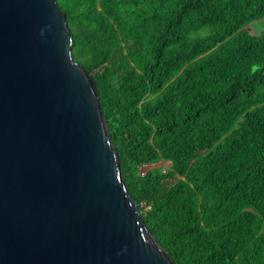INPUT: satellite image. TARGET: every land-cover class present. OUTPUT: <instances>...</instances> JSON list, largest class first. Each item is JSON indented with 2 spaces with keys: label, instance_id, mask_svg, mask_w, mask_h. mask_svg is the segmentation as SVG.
Here are the masks:
<instances>
[{
  "label": "trees",
  "instance_id": "obj_1",
  "mask_svg": "<svg viewBox=\"0 0 264 264\" xmlns=\"http://www.w3.org/2000/svg\"><path fill=\"white\" fill-rule=\"evenodd\" d=\"M56 4L173 264H264V0Z\"/></svg>",
  "mask_w": 264,
  "mask_h": 264
},
{
  "label": "water",
  "instance_id": "obj_2",
  "mask_svg": "<svg viewBox=\"0 0 264 264\" xmlns=\"http://www.w3.org/2000/svg\"><path fill=\"white\" fill-rule=\"evenodd\" d=\"M71 45L56 0H0V264H173Z\"/></svg>",
  "mask_w": 264,
  "mask_h": 264
},
{
  "label": "rangeland",
  "instance_id": "obj_3",
  "mask_svg": "<svg viewBox=\"0 0 264 264\" xmlns=\"http://www.w3.org/2000/svg\"><path fill=\"white\" fill-rule=\"evenodd\" d=\"M264 23V19H261V20H258V21H255L253 23L250 24V27L252 29L253 32H259L260 31V28L262 27V24ZM160 165H165L164 162L160 161V162H156V163H153V164H149V165H145V166H142L141 167V170H146V169H149V168H152V167H160Z\"/></svg>",
  "mask_w": 264,
  "mask_h": 264
},
{
  "label": "built area",
  "instance_id": "obj_4",
  "mask_svg": "<svg viewBox=\"0 0 264 264\" xmlns=\"http://www.w3.org/2000/svg\"><path fill=\"white\" fill-rule=\"evenodd\" d=\"M141 171H143V170H141Z\"/></svg>",
  "mask_w": 264,
  "mask_h": 264
}]
</instances>
